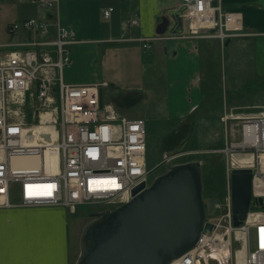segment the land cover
I'll list each match as a JSON object with an SVG mask.
<instances>
[{
  "label": "built area",
  "instance_id": "1",
  "mask_svg": "<svg viewBox=\"0 0 264 264\" xmlns=\"http://www.w3.org/2000/svg\"><path fill=\"white\" fill-rule=\"evenodd\" d=\"M22 1L45 10L49 18L9 24V34L23 29L31 38L0 44L24 48L0 53V207L12 206L14 184L20 206H60L71 214L79 206H99L94 212L114 210L133 198V189L150 185L146 121L129 118L113 103H105V82H64L61 71L72 63L69 46L76 40L75 30L60 22V0ZM178 2L186 29L182 33L120 40L138 42L146 50L160 39H216L223 46L230 38L247 35L241 14L224 8L222 0ZM101 10L106 19L114 11L113 7ZM123 25L124 30L134 28L138 19L129 18ZM257 121L261 131H249L248 125ZM240 127L242 140L230 144L232 151L253 156L242 167L251 170L245 219L237 227L232 225L228 181L223 202L211 201L206 208L204 224L210 223V231L203 229L191 249L167 264H264V144L256 146L258 139L264 141V112L244 118ZM22 156H36L38 164H13ZM179 156H165L161 165ZM238 251L242 252L239 263Z\"/></svg>",
  "mask_w": 264,
  "mask_h": 264
},
{
  "label": "crops",
  "instance_id": "2",
  "mask_svg": "<svg viewBox=\"0 0 264 264\" xmlns=\"http://www.w3.org/2000/svg\"><path fill=\"white\" fill-rule=\"evenodd\" d=\"M15 2H12L11 13L16 19L5 25V31H0V44L18 43L31 38L29 33L23 31L14 35L7 33L9 24L29 18L43 19L46 15L35 5L24 1L23 4ZM178 4V0H60V22L75 30L76 40V43L69 46L72 63L61 71L64 82H106L102 71L98 68L96 73L94 65L101 64L103 56L111 51L116 55L120 69L130 58L137 62L141 58L138 55L145 51L142 45L120 39L155 37L157 34L154 31L160 19L177 11ZM222 5L229 11L241 14V28L247 35L230 38L223 46L216 39H160L152 41L146 50H152L153 57L159 59L161 64L164 59L167 81L177 84L186 67L190 66L188 71H204L203 61L209 59V53L225 47L229 51L231 68L228 79L232 95L223 104L226 113L221 114L219 120L241 122L246 117L264 112V0H222ZM105 7L114 9L107 19L103 17L101 10ZM133 17L138 19V26L124 30L125 20ZM185 30L182 26L180 33ZM7 50L21 51L23 48L14 45L0 47V53ZM191 70L190 74L193 75ZM244 71L250 72V75H245ZM249 80L256 84L257 90L253 100L244 101L243 97L248 98L253 91L248 85ZM192 87L196 89L195 97L193 101L185 103L188 106L178 108L176 94L172 97L170 95L173 111L169 112L168 117L174 125L181 121L195 122L202 95L197 81ZM244 92L246 94H242ZM127 96H132L131 92L124 96L117 95L111 103L116 104L119 97ZM223 142L226 144L227 140ZM175 146L169 150H173ZM13 191L14 186L11 189V202ZM19 201L18 197L11 207H0V264H72V236L67 222V216L71 213L60 206H20Z\"/></svg>",
  "mask_w": 264,
  "mask_h": 264
},
{
  "label": "rangeland",
  "instance_id": "3",
  "mask_svg": "<svg viewBox=\"0 0 264 264\" xmlns=\"http://www.w3.org/2000/svg\"><path fill=\"white\" fill-rule=\"evenodd\" d=\"M11 1L23 4L22 0ZM12 2L0 0V31L2 32L5 31L4 27L8 22L16 19L11 13ZM42 12L46 14L43 19H47L48 12L45 10ZM21 31L26 32L23 29ZM7 33L9 32L7 31ZM168 35L169 31H166L164 36ZM228 52L225 47L211 51L209 59L203 61L202 69L205 67L206 72L205 69L201 72L199 70L193 72L190 69L193 72L191 75L190 70L188 71L190 66H188L177 84H172L170 80L167 81L165 61L163 59L161 64L159 59L153 57L152 50H145L141 55H138L141 58L137 62L130 58V61L121 69L116 55L112 51L103 56L101 64L94 65L96 73L99 68L103 73V80H106L107 86L102 88L103 101L108 104L117 95L124 96L131 92L132 96L123 97L122 106L115 107H119L118 110L129 118L140 117L146 121L147 154L145 155L146 167L151 171L148 178L149 184L152 183L153 177L165 173L172 165L198 161L201 163L203 202L207 209H209L211 201L223 202L222 199L227 191L228 175L232 169L229 164L231 156L239 154L237 151H232L233 148L230 144L242 140L240 121L232 120L231 123H228L219 120L221 114L226 113L223 104L225 105L226 100H229L232 95L231 83L228 79L231 68ZM244 72L245 75H250V72ZM196 81L201 86L202 101L199 111L195 114V122L192 120L181 121L174 125L168 117L169 112L173 111L171 97L175 93L178 98V108L185 107L187 101L194 100L196 89H193L192 86ZM248 85L253 91L248 98L243 97L244 101L253 100L257 90V86L252 80L248 81ZM242 94H246V92ZM246 98L247 100H245ZM28 106L27 103L26 108ZM176 133L180 136L179 138L175 135ZM226 140L225 144L223 141ZM174 145L176 146L173 150L180 156L161 165L165 155L168 154L167 151H170L169 149ZM13 186L11 200L16 202L19 196L18 186L14 184ZM98 209L99 206H79L75 214L67 216L68 230L72 236L70 243L73 253L71 255L72 264L76 263L80 253V244L78 243L82 230L91 221L89 214Z\"/></svg>",
  "mask_w": 264,
  "mask_h": 264
},
{
  "label": "water",
  "instance_id": "4",
  "mask_svg": "<svg viewBox=\"0 0 264 264\" xmlns=\"http://www.w3.org/2000/svg\"><path fill=\"white\" fill-rule=\"evenodd\" d=\"M179 12L160 19L155 31L178 33ZM214 32V30H212ZM201 163L172 165L150 186L133 189V198L114 210L91 212L80 236L75 264H167L191 249L202 230L210 231L203 202ZM251 170L232 168L233 224L246 217L251 199ZM261 202V201H260ZM213 264V263H212Z\"/></svg>",
  "mask_w": 264,
  "mask_h": 264
},
{
  "label": "bare ground",
  "instance_id": "5",
  "mask_svg": "<svg viewBox=\"0 0 264 264\" xmlns=\"http://www.w3.org/2000/svg\"><path fill=\"white\" fill-rule=\"evenodd\" d=\"M249 129V131L251 130H255V131H261L262 126L260 122H254L250 125H248L247 127ZM247 139V138H246ZM258 145H263L264 141L260 138V140L258 139V142L256 141V146ZM253 161V156L251 153L249 154H245V155H233L231 156V163H229L232 168H242L247 166L250 162ZM13 164L15 165H25V166H35L38 164V159L36 156H22V157H17L15 159H13ZM150 186V185H149ZM12 204V202H10ZM14 205V204H12ZM19 205H20V201H19ZM106 211V210H105ZM103 212V211H100ZM242 252L238 251L237 252V261L239 263V261L242 260Z\"/></svg>",
  "mask_w": 264,
  "mask_h": 264
},
{
  "label": "flooded vegetation",
  "instance_id": "6",
  "mask_svg": "<svg viewBox=\"0 0 264 264\" xmlns=\"http://www.w3.org/2000/svg\"><path fill=\"white\" fill-rule=\"evenodd\" d=\"M124 103V99H123V97H120V98H118L117 100H116V104L118 105V106H122V104ZM119 108V107H118ZM157 176H155V177H153L152 179L154 180V178H156Z\"/></svg>",
  "mask_w": 264,
  "mask_h": 264
},
{
  "label": "trees",
  "instance_id": "7",
  "mask_svg": "<svg viewBox=\"0 0 264 264\" xmlns=\"http://www.w3.org/2000/svg\"><path fill=\"white\" fill-rule=\"evenodd\" d=\"M178 133H176L175 135H177ZM178 136V138L180 137L179 135H177ZM173 154V153H177V152H175V150H170V151H168V154Z\"/></svg>",
  "mask_w": 264,
  "mask_h": 264
}]
</instances>
